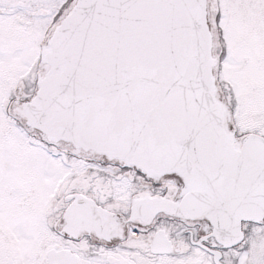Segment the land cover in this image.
I'll return each instance as SVG.
<instances>
[{"label":"snow or ice","instance_id":"snow-or-ice-1","mask_svg":"<svg viewBox=\"0 0 264 264\" xmlns=\"http://www.w3.org/2000/svg\"><path fill=\"white\" fill-rule=\"evenodd\" d=\"M0 264H264V0H0Z\"/></svg>","mask_w":264,"mask_h":264}]
</instances>
